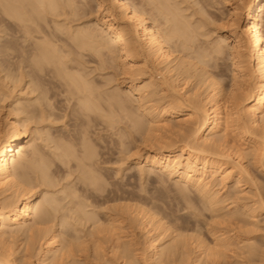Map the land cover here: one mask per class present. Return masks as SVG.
<instances>
[{"label": "bare ground", "instance_id": "bare-ground-1", "mask_svg": "<svg viewBox=\"0 0 264 264\" xmlns=\"http://www.w3.org/2000/svg\"><path fill=\"white\" fill-rule=\"evenodd\" d=\"M182 2H184V0H148V4L151 5L152 9L156 12V19L152 22L145 12L138 7L139 5L137 6L136 3L134 4L132 0H95L98 11L101 13L105 12L104 16H98L93 25H91L92 22L88 25L84 24L85 26L83 27H81V25H78L79 27L74 25L76 28L72 29L73 26H70L75 16H79L80 13H86V9H84L85 2L82 0L77 2L76 0H0V54L2 56L0 70L1 72L4 70L6 71L2 77L0 76V80L6 81V79H8L15 85L17 82L20 84V81H24V79L26 81L28 78L29 80L25 83H28V86H26L29 88L30 94L36 91L38 93L39 91L34 99L35 102L39 101L42 104L45 103L46 105L43 104L44 107L51 106L50 109H55V107H53L54 105H51L52 96L48 95L50 91L43 87V84L47 82L44 79V77H46L45 75H50L54 79H58L59 82L57 81V83L62 85L58 86L64 87L63 92L68 93L66 94L68 95V103H70V100L75 99L76 105L79 107L76 108L79 109V114L84 117V122L82 121V123L86 126V128L81 129L79 138H76V143L71 141L72 137L71 140L68 141L65 139H62L65 141H59V139L55 141L54 139L50 140L51 137L48 138V141H55V151L54 149L53 151H57L55 153V158L60 161V165L58 164L59 167L65 165L64 167L67 168V166L71 164V170L73 169L74 172H78L77 182L68 190L69 192L67 195V189H56L59 193L60 191H65L64 197L62 198L60 196L59 198L56 196V190H54L58 185L57 180L53 177L54 173L50 170L51 164L49 163V165L46 163L47 159L45 162L41 154L43 152L40 153L37 150L39 147L36 148V145L35 147L30 145L31 148H29V146H26V143H24V138L28 136L26 135V131L28 130L27 123L32 119L31 114H37L36 112L34 113L36 109H30V107H34L33 103L28 102V100L30 101L32 98H27V103H23L19 94L20 97L11 102L9 106L10 110L7 111V116L5 115L7 118H4L6 120L5 129L4 131L0 130V195H3L0 199V264H29L26 256L20 253L18 255L14 254L13 250L11 251L9 247H7L8 245H5L8 243L6 241V236L9 234L8 229H13V226L15 229H13L11 233L19 234L20 236L24 235V237H26L24 238L26 239V245L24 244L26 251L30 250V247L37 245L39 241L41 242L39 244L43 246V253L41 252V258H38L34 264H89L90 261H92V259L90 260L88 258L89 255L88 257L84 256L89 259V263L76 259L78 254H74V256L72 253V251L78 249L75 246L79 245L81 247V241H83L82 244L87 242L85 245H88V242L93 240L96 233L104 234L103 231L107 228L111 231V228H113L112 226L118 221L115 216H113V219L111 217L113 224L110 223L111 221H108L112 226L111 228L107 227V223L104 224L100 222V218L98 219V211H94V203L89 201L90 198L94 196V183H98L97 181H99V179L97 177L99 175L95 174L94 159L97 156L95 154L94 158V143L91 145L88 139L90 136L87 126H89V121L91 119L93 120L92 114H94V111L96 109L98 110L99 107L101 108V106L96 103L97 95L95 94L94 81L90 77V72L88 74L84 72L85 67L83 66L85 65H83L82 62L83 57L80 58V56H82L81 51H89L92 52V54L95 53L100 56H108L109 60L111 59L114 60L113 62H118V64H116L121 67L122 72L128 73V76L130 73L132 75V73L135 72L136 74L137 72H143V74L151 72V74L143 80L145 83L142 82L144 83L142 86L136 84L139 79L134 75L135 77L133 76V79L131 78V85L126 91L128 92L126 96L131 94L130 96L134 95L137 97L140 103L138 107L139 110H141L140 118L142 117V119L138 117L140 112L135 113L133 111L134 113H132V111H130V106L126 103L128 101L123 98V94L119 95L120 93L116 92V94L114 93L115 95H111L112 98L109 97L116 103L118 107L116 108L125 113L123 117H128L131 120L130 122L132 125L130 127H133L135 132L140 131L142 134L145 132L161 133V139L155 138L156 145L159 144V147H157V149H154L155 147L151 149L150 152L144 156L143 160L141 162L136 161L137 163L147 165L151 169H157L170 177H177L182 180L185 185L194 187L196 191H198L197 193L204 196L201 195L205 200L206 197H208L210 201L208 202L212 203V205H214L213 199L217 196L214 197L213 194H211V186L213 187V185H211L210 178L212 179L217 176L220 178L221 182L232 180V182H234L233 184L238 187L241 185L243 174H248L247 165H245L243 161L244 156L247 155L246 148H242L243 145L242 147L232 145L227 139V136H229L228 134H231L233 140L237 142L242 143V141L247 140L245 143L249 146V148H247L248 150L251 148L253 159L262 163L264 158V31L262 29L261 13L264 11V0H223L222 6H230L228 14H226L227 12L222 13L225 17L222 15L219 16L220 19L222 17L226 18L227 23L224 21L225 34L223 36L221 35V39H218L217 42L215 41L208 51L203 49L199 44V42L201 43L199 35L200 37L202 35V32H199V28H201L203 24L201 25V22L197 21L199 22L197 25L196 19L192 17L193 15L190 16V14H185L188 7L186 9L183 8L181 6L183 5ZM205 6H207V4ZM63 16L64 18H60ZM70 16L74 17L72 18L73 21H71ZM68 18L71 23H69L70 21H66ZM59 19L64 20L61 21ZM229 38L232 40V43L228 42ZM66 46L74 49L77 48L78 50L74 52V49H69L72 50L73 53L72 51H68L69 47L64 49ZM76 51H79L81 54L79 55ZM84 52L83 55H85ZM227 52L229 55L228 59L231 61L232 74H228L230 76L228 80V77H225L227 81L224 78L219 81L215 79L216 75H213V71H208L204 68V65L202 66L200 64H207L212 58L221 57L220 55L227 54ZM75 53H78L77 55L79 58H77L78 56L75 55ZM71 54H74L76 58H73ZM206 58L210 59L206 60ZM80 59H82V61ZM139 64H142V66L138 67ZM216 65H214V67ZM149 67L151 69L147 71ZM221 69L223 68L221 67L219 72H222ZM8 70L10 72H7ZM151 70L156 71L159 75L156 77L159 78L153 76ZM39 72L43 74L45 72L47 73L45 75L41 74L40 76ZM50 76L49 79L52 78ZM193 78L200 80L196 83L197 88L195 92H193L194 94H191V92H189L190 89L187 91L186 87L188 82ZM51 80L53 81V79ZM201 82L206 86L202 92L199 91L202 86L200 85L202 84ZM52 83V85H55L54 82ZM17 85H15V87ZM61 94L63 93L61 92ZM152 94L154 96L157 95V97L159 96V103L157 101L158 104H153V102L157 100L156 98V100L150 103L152 101L151 99L149 102L150 105L142 104L144 99L146 100L149 97L152 98ZM241 100L245 103H243L244 105L242 108L239 107L241 105ZM145 102H147V100ZM38 104H36V106ZM37 109L39 110V108ZM139 110L137 109L136 112ZM39 113H41L40 117L43 118L46 112L41 108ZM22 114L24 117L21 116ZM51 114L50 116L48 115L49 118ZM74 114L76 113L74 112ZM135 114H137V116ZM118 115L120 116V114ZM133 115L137 118H134ZM182 115L185 116V118H183L185 119L183 120L184 122L181 123V121L177 120L178 125L176 124V127L179 126L180 129L173 131V127L175 128V126L173 125L172 127L169 123ZM108 117L112 119V114L111 116L109 114ZM52 119L53 118H51V120ZM39 120L40 119H38V121ZM112 123H114V121H112ZM130 130L127 129V131ZM173 136L184 137V145L181 147H177L173 143L168 145L170 140H173ZM172 144L174 146H172ZM27 148L31 150L28 151ZM53 154L51 153V155ZM136 159H139V157ZM227 160L232 161V166L230 168L225 165ZM145 169H141L142 173ZM232 169L237 170L236 174L233 173L234 170ZM63 170L65 171V169ZM70 176H68V178H70ZM36 187L42 188L40 191L43 193V200L37 197L38 192H34ZM92 193L93 196L91 197ZM66 196L67 199L70 198L67 200L68 202L65 201L66 203L64 204L61 200H66ZM82 196L86 197H84L85 201H82ZM260 201V207L263 206L264 209V199ZM215 203L218 202L215 201ZM212 207L210 208L212 209ZM120 209L122 210V208ZM242 209L244 208H241L240 211ZM143 212L139 213V216L137 214V220L141 222L137 225L139 226V224H142V229H144V233L147 235L146 237H148L146 249L149 253L147 256L145 255V257L147 258L149 256L150 258L148 259H151L150 262L154 259V264H157V262L163 264L165 260L161 258L164 256L165 250L163 249L164 247L161 248L163 244L161 245L159 241V237L162 235L161 233H153L154 228L150 225L151 219ZM251 215L253 216V214ZM58 218L60 220V227L59 224H57V227H59V229L61 227L67 230L71 229L72 234L76 235L74 238L75 242L73 238H71L72 235H70L68 240L67 234L65 235L62 232L66 238L61 237V229L59 231L55 223L53 224ZM134 219L136 220L135 217ZM117 223L118 222H116V224ZM103 226L106 227V229H104ZM100 227H103V230ZM108 229L106 231L107 233L109 231ZM81 234H83V236H81ZM165 234L164 236H168ZM84 235L91 236L92 239L90 237L87 238V236L85 237V241ZM121 237L120 239H122ZM82 238L84 240H82ZM178 238L176 240H178ZM87 239L89 241H87ZM120 239H118V241H120ZM98 240H100L99 237ZM98 240H96V244L94 240L91 242L92 245H97V248L93 246L94 250H96L94 254L97 253V256L95 255L96 257H99L100 254L103 255V253L98 254L97 252L101 244ZM131 240L132 239L123 241V244L126 242L125 245L127 246L124 245V247L122 244V250L118 248L119 252L121 251L120 255L118 251L116 252L114 250L115 254L112 255V257L117 256L115 258L116 261L113 258L114 263L120 264L118 261L122 257L121 259H126V261H123L125 264H132L127 262L128 257H136L137 255L134 256L135 254L133 251L135 247H131L134 248L133 250L128 247ZM160 240L164 241L163 238H160ZM78 241L80 242L78 243ZM105 241L108 242L109 240ZM218 241L219 239H217L216 242L218 243ZM245 241H247L245 243L248 247L247 252H249L250 255L257 254L260 248H257L259 246L255 244V241L251 238H246ZM178 242L176 241L177 246H179ZM171 243L169 242L170 245H172ZM114 244L115 243H113L112 247H114ZM224 244H222V246H224ZM132 245H134V242ZM166 245H168L167 242ZM177 246L175 247L176 249ZM200 246H202L201 243ZM205 247L204 245V248ZM167 248L168 252L166 256L171 252L168 246ZM173 248L174 247H172V251ZM206 248L210 251L209 246ZM207 249L206 251H208ZM136 250L139 249L136 248ZM213 250L211 247V252ZM177 251L179 250L177 249ZM131 252H133V255ZM208 252L206 255H208ZM214 253L216 252L213 251L212 255H215ZM217 254H219V251ZM170 255L171 254H169L167 260L171 258ZM160 256L162 257L160 258ZM166 256H164L165 259ZM171 256H173V254ZM156 257H159L160 260L155 262ZM103 258V256L99 258V261H103L100 264H104L105 262L108 264V262L105 261L108 258H104L105 260ZM131 260L133 261L134 258H131ZM149 260L147 261L146 259L147 262H149ZM198 260L204 261L201 258L199 259V257ZM95 261V263H97V258H95ZM108 261L110 262L111 259H108ZM134 261L135 263L133 264L138 262L136 259Z\"/></svg>", "mask_w": 264, "mask_h": 264}, {"label": "rangeland", "instance_id": "rangeland-1", "mask_svg": "<svg viewBox=\"0 0 264 264\" xmlns=\"http://www.w3.org/2000/svg\"><path fill=\"white\" fill-rule=\"evenodd\" d=\"M77 1H80V0H76V2ZM82 1L85 2L84 9H86V13L85 14L80 13L79 16H77V17L75 16V18L73 16H70L71 21H73L72 18H74V21L72 23H71L69 18H68V20H66L67 22L70 21L69 23H71V26L70 25L69 26L70 27L73 26L72 29L76 28L74 25H77V26L81 25V27H83V26H85L84 24H87V25L91 24L90 22H92L91 25H93V24H95L94 22H96V18L98 16H104L105 12L101 13L98 11V7L96 6L95 0H82ZM132 1L134 2V4L136 3L137 6L139 5L138 7L143 12H145V14L150 18V20L152 22L155 21L156 12L154 9H152V6L148 4V0H137V1L132 0ZM201 1L200 0H197V1L196 0H189V1L184 0V2H182L183 5H181V6L185 9L188 7L185 11V14H187V15L190 14V16L193 15L192 17L196 19V22L199 21V22H201V25L202 24L204 25V26L202 25V27H201L202 30H201V28H199V32L201 31L202 33L201 32L200 33L203 35V36L201 35V37L199 35V40L201 41V43L199 42V44L201 47H203V49L208 51L211 48V46L215 43V41L217 42L218 39H221L220 36L221 35L223 36L225 34V32H224L225 26L224 25L226 22V18H224L225 16L222 13L227 12L226 14H228L230 6H222L223 0H203L202 3H201ZM141 2H143V3H141ZM195 3H197V4H195ZM206 4H207V6H205ZM141 5H142V7H141ZM213 12H214V14H213ZM211 13L213 14V16ZM215 15H217V16H215ZM220 15H222L224 17L221 16L222 18L220 19V17H219ZM261 15H262V24H263L262 29L264 31V11L261 13ZM60 18H64V16L60 17ZM59 20L63 21L64 19H59ZM199 22H197V25L199 24ZM204 34H206V35H204ZM231 39H232V37H231ZM231 39L229 38L228 42L232 43ZM202 41H203V43H202ZM68 47L69 46H66V48L64 47V49H67ZM69 49L73 50L74 48H72V47L68 48V51L71 52L72 50H69ZM75 50H78V49L75 48L73 51L75 52ZM65 51H67V50H65ZM76 52H78L79 55L81 54L79 51H76ZM81 52H82V54H81L82 56H80V58L83 57V61H82V59H80V60L83 62V65H85V66H83V67H85L84 68L85 70L84 69H82V70H84V72H86L87 74L90 72L89 73L90 77L94 81L95 94L97 95L96 103H98L101 106V108L99 107L98 110L96 109L94 111V114H92L93 120L91 119L89 121V126H87V128H89L88 130H89V136H90V137L88 136L89 137L88 139H89L91 145H93V143H94V145H93L94 146V158H95V154L97 156L94 159V169L96 171L95 174L99 175L97 177L99 179V181H97L98 183H94L95 185H94V191L93 192H94L95 197L93 196V193H92L91 197L92 196L93 197L90 198V200L88 198V200L91 201L92 203H94V207H95L94 211H96V210L98 211L97 217H98V219L99 218L101 219L100 222H102L104 224L107 223L108 225H106V226L111 228L112 225H110L108 223V221H111V217L113 219V216H115L117 219L116 218H114V219L118 220V221H116L118 223L116 224V222H115V225L112 226L113 228H111V231H113V232H111L107 228L109 230L108 233L106 232L107 229H106V227H104L105 226L104 225L103 227H104V229H106L103 231L104 234L100 233L101 234L100 235V234L96 233L95 237L93 238L94 243H95V242H97L96 240H98V237H99L100 240H98V241L101 244H100V247L98 245L99 251L97 250V252H98V254L103 253V255L100 254V256L98 255L99 257H96L97 253L94 254V252H96V250H94V247L97 248V245L95 246L96 243L95 244L93 243L94 245H92V243H91V242H93V240L91 241L92 237L88 236V235H87L88 236L87 237L84 235V238L90 237L91 242H88V245H85V243L87 244V242H84V244H82L83 241H81V239H80V241H81L80 245H81V247L82 246L83 247L81 248L79 245L75 246L79 249V251H78V249L77 250L75 249L74 251H72L73 255L78 254L76 256V259L87 261V263H89V259L90 260L92 259V261H90L91 264H97V263L100 264L103 261L102 260L99 261V258H101V256H103L105 259L106 258H108L109 260L111 259V261L109 262L108 259L105 260L103 258L105 261L108 262V264L109 263L111 264L113 258L115 260V258L117 257V256L112 257V255L115 254L114 252L115 251L119 252L118 248H121V250H122V247L125 245L126 242L123 244V241L132 239L131 243L129 242L130 244L129 243H127V244H129L128 247H130L131 250L134 249L131 247H135L133 252L135 254L134 256H136V255L137 256L136 257H132V256L128 257L127 262L133 264V263H135L134 260L136 259L139 262V263L137 262L138 264H150V263L154 264V259H153V261H152L153 263H152V262H150L151 259L150 260L148 259V258H150L149 256L147 258L145 257V255L147 256L149 253V251L146 249L148 237H146L147 235L144 233L145 232L144 229H142V226H141L142 224H139V226L137 225L138 223H141V222H139V220H137V217L139 216V213L144 211L151 219L152 223L150 222V225H151V227L153 226V228H154L153 233H155V234L161 233V235H162L159 237V241L161 242V245L163 244L161 246V248L164 247L163 248L165 250L164 256H166V253L168 252L167 246L169 247V251L171 250V252H172V253L171 252L168 253V255L166 256V259L164 256L163 257L160 256V258L162 257L161 259L165 260V262L163 264H192V263L193 264H202V262H203V264H264V209H263V206H261L262 208L260 207V203H259V202H261L260 201L261 199H264V197H263L264 196L263 195V193H264V167H263L264 166V164H263L264 158L262 160V163L259 162L258 160L253 159L252 150H251V148L248 150L247 148H249V146H248V144L245 143V142H247V140L242 141V143L237 142V141L233 140L231 134H228L229 136H227V139L231 142L232 145H234V146L236 145L239 147H242V145H243L242 148H246V153H247L246 156L247 157L244 156L243 161H244V164L247 165L246 167H247L248 174L247 173L243 174L244 176H242V180L240 183L241 185H239L238 187L235 186V184H233L234 182H232V180H229L227 182H221L220 178L217 176L213 177L212 179L210 178L211 185H213V187L211 186V189H212L211 194H213L214 197L215 196L218 197V198L215 197L213 199V201H214L213 203L215 206L212 205V203H209L210 201H209L208 197H206V200H205L203 198L204 196L200 193H197L198 191H196V189L194 187H192L190 185H185V183L182 180L178 179L177 177H175V176L170 177L169 175L162 173L157 169H151L147 165H142L141 163L140 164L137 163V162H141L143 160L144 156L148 152H150L151 149H153L154 147H155L154 149H157V147H159V144L156 145L155 138L161 139V133L160 132H158V133L153 132L155 135L157 133V135L155 136L153 133H146L145 132L146 134L145 133L142 134V133H140V131H137L139 133L135 132L133 127H130L132 125L130 122L131 120L125 115L124 116L127 117L129 120L127 118L123 117V114H125V113L121 112L120 109H117L118 107L116 106V103L114 102V100L110 99L109 97H111V95H113L114 93L116 94V92L120 93L119 95L123 94L122 95V96H124L123 98L126 99V101H128L126 103L129 104L128 106H130V109H131L130 111H132V113H134V112L139 113L140 112L138 114V117L140 118L141 110H139V108H138L140 103H139L137 97L134 95L130 96L131 94L130 95L128 94V96H126L128 93L126 91H127L128 87L131 85V78L134 75H136V78L139 79L136 84L142 86L145 83L143 80L146 79L148 77V75L151 74V72L145 73L146 75L143 74V72L142 73L137 72V74L135 72V73H132V75L130 73L128 76V73L122 72L121 67L119 65H117L118 62H113L114 60H111V59L109 60L108 56L107 57L106 56H100V55H97L95 53L92 54V52H89V51H85V52L81 51ZM83 52L85 55H83ZM78 53H75V55H77ZM71 55L73 56V58L75 57L74 54H71ZM220 56L221 57H218L220 59L214 58L216 60L218 59L219 61L218 60L216 61L213 58L210 61L209 60L210 58H206V60H209V62H207V64H200V65H202V66L204 65V68H206L208 71H213V75L214 76L216 75V78H215L216 80L220 81L223 78L225 79V77L226 78L228 77L227 78V80H228L230 78L229 75L232 74L231 73V69H232L231 61H230V59H228L229 58L228 52H227V54H223ZM77 58H79V56ZM138 60L141 61L140 59H138ZM1 62H2V56L0 54V65L2 64ZM215 62H217V63H215ZM216 64H218V65H216ZM214 65H216V66L214 67ZM139 66L141 67L142 64H139L138 67ZM83 67H81V68H83ZM221 67L223 68V69H221L222 72H219ZM148 69L150 70L151 68L150 67L147 68V71H149ZM151 71H152L153 76H155V77L159 76L156 71H153V70H151ZM5 72H6L5 70L3 72H1V70H0V76L2 77ZM7 72H10V71L8 70ZM39 73H40V76H41V74H43L41 72H39ZM46 73L47 72H45L43 75H45ZM45 76L47 77V78L44 77L45 81H47L46 82L47 84L44 83L46 85L43 84V87H45L46 89H49L50 92H48L49 93L48 95L53 97V98L51 97V101H52L51 105H54L53 107H55V109L53 107H52L53 109H50L51 106L50 107H47V106L44 107V105H46L45 103H43L44 104L43 105L39 101H38L39 104L37 101L35 102L34 99H35L36 95L39 93V91H38V93L36 91L35 93L33 92L30 94V92H29L30 90L27 87L28 83H25L26 81L29 80L28 78L26 81H25V79H24V81H20V84H19V82H17L18 85L15 84V85H17L16 87H15L14 83L8 79H6V81L0 80V130L4 131V129H5V124H6L5 121L6 120L4 118H7L6 117L7 111L10 110L9 106L11 105V102L13 100L18 99L20 96L22 98L23 103L24 102L27 103V100H28L27 98H32L34 100V102L32 99H31L32 101L28 100V102L33 103V106H34V107H30V109H32V110L36 109V110H34V113L36 112L38 115L33 114V113L31 114V116H32L31 120L32 121L34 120V121L32 122L31 120H29L27 123V126H28L27 129L28 130L26 131L27 132L26 135H28V136L24 138V143H26V146H29V148H31L30 145L31 146L33 145L34 147L36 145V148L39 147L37 150L40 153L43 152L41 154H42L43 158L45 159V162L47 159L46 163H48V164L50 163L52 165L51 166L49 164L50 170L54 173L53 177H54V179L57 180V185H58L56 188H54V190H56V189L60 190V188H61V190H62V188L67 189V191H66L67 192L66 195H67L69 192L68 190L71 189L72 185L74 186V184L77 182L76 179H77V173L78 172L77 171L74 172L73 169L71 170V168H70L71 164L68 165L70 168V173H69L68 166H67V168L64 167L65 165H61L59 167L60 161L55 158V153L57 151L54 152L55 151L54 142L57 141V139H59V141L62 139H65L68 141V140H71V137H72L71 141H74L76 143L77 142L76 138H79V133H80L81 129L86 128V126L82 123V121L84 120V117L79 114V111H78L79 109H77L79 107H78V105H76L75 99L70 100V103H68L69 102V100H67L68 95H66L68 93L63 92L64 87L63 88L60 87L62 85L57 83L58 79H56V78L54 79L50 75H45ZM49 76L52 78L49 79ZM156 78H159V77H156ZM51 79H53V81ZM199 80H197V78L191 79L187 84L186 90L188 91L190 89L189 92H191V94L193 92H195V90L197 88L196 83ZM50 81L54 82L55 85H52L53 84L52 82H51L52 84L49 83ZM142 82H144V83H142ZM201 83L202 84H200V85H202V86L199 90L200 92H202L206 88V86L203 85V82H201ZM58 85H60V86H58ZM95 86H96V88H95ZM55 87H56V89H55ZM99 89H101V90H99ZM61 92L63 94H61ZM27 93H29L30 95ZM19 94H20V96H19ZM57 95H58V97H57ZM131 97H133V98H131ZM158 97H157V95L156 96L153 95L152 98L149 97L146 99L147 102H145L146 100L144 99V101H142L143 103L142 102L141 103L146 104V105H150V103H152L153 100H156V98H157V100L154 101L153 104L154 103L158 104L159 103ZM4 98H5V100H4ZM151 99H152V101H151ZM157 101H158V103H157ZM243 103L244 102H242V100H241V103H240L241 105L239 107L242 108L243 105L245 104V103L244 104ZM36 104H38V105L36 106ZM131 105H133V106H131ZM37 108H39V110ZM41 108L44 112H46L44 114L45 116L43 118L40 117L41 113H39ZM44 108H46V109H44ZM137 109L139 111L136 112ZM50 110H52V111H50ZM73 111L76 114H74ZM52 112H54L55 114ZM47 113H49V114H47ZM50 114H51V117L49 118L48 115L50 116ZM109 114H110V116L112 114V117H111L112 119H110L108 117ZM118 114H120V116ZM33 115H35V116L37 115V116L35 117ZM135 115L137 116V114H135ZM21 116L24 117L23 114ZM114 116H116V117H114ZM45 118H47L48 120ZM51 118H53L52 120H54V121H52ZM76 118H77V120H76ZM134 118H137V117L134 116ZM179 118L176 120H173L172 122L169 123L172 127H173V125L175 126V128L173 127V131L180 129L179 126L176 127V124L178 125L177 120L181 121V123H183L184 122L183 120H185V119H183V118H185L184 115L180 116ZM38 119H40V120L38 121ZM106 119H107V121H106ZM140 119H142V117ZM103 121H104V123H103ZM110 121H111V123H110ZM112 121H114L115 124L112 123ZM121 125H122V127H121ZM92 126H93V128H92ZM105 126H107V127H105ZM124 126L128 130H130V129L131 130L127 131V129ZM131 133H133L134 135ZM152 135H154V136H152ZM74 136H76V137H74ZM93 136H95V137H93ZM173 137H174V138H172L173 140L172 141L170 140V143L168 145H171V143H173L177 147L178 146L181 147L182 145H184V139H183L184 137H182V136L181 137L180 136H176V137L173 136ZM48 138H50V140L54 139L55 141L54 140H53V142L48 141L49 140ZM65 140H62V141H65ZM173 144H172V146H174ZM53 149H54V151H53ZM27 150L30 151L31 149L27 148ZM51 153L52 154L54 153L53 154L54 156L51 155ZM134 153H136V154H134ZM47 156L50 158H48ZM137 157H139V159H136ZM56 160H58L59 162ZM95 160H97V161H95ZM229 161L227 160L225 165H226V167L230 168L232 166V164H231L232 161L231 160H229ZM54 164L57 166H55ZM53 165L55 168L53 167ZM63 169H65V171ZM98 169H99V171H98ZM141 169H145V171L143 170V173H142ZM232 170H234L233 173L236 174L237 170L236 169H232ZM71 171H73V172H71ZM70 174H71V176H70ZM68 176H70L71 179L68 178ZM212 180H213V183H212ZM71 183H73V184H71ZM96 184L97 185L99 184L100 186L99 185L97 186ZM232 185H234V186H232ZM36 188L34 189V192H38L37 197L42 198L43 193H41V191H40V190H42V188L41 187H36ZM57 190H56V192H57ZM0 192H1V188H0ZM62 192L63 191H60V193H59V191H58L56 193V196L59 198L61 196L63 198L65 191L63 193ZM2 196L0 195V199L2 198ZM213 196H212V198H213ZM84 197L85 196H82V198H83L82 201H85ZM69 198L67 199V196H66V200L65 199H64V201H63V199L62 200L60 199V200H61V202H64V204H65L66 203L65 201L69 200ZM216 198H217V200H216ZM102 199H104V200H102ZM42 200H43V198H42ZM80 200H81V196H80ZM185 201H187V202H185ZM215 201L218 203H215ZM216 204H217V206H216ZM210 205H212L216 209H214ZM119 206H120V208H122V210L119 208ZM107 207H108V209H107ZM127 207H129V208H127ZM142 207L145 209H143ZM210 207H212V209ZM117 208L119 209V211ZM241 208H244V209H242L240 211ZM213 209H214V211H213ZM115 210L118 212H116ZM253 210H255V211H253ZM137 214H138V216H137ZM251 214H253V216ZM241 215H243V216H241ZM250 215H251V217H250ZM134 217L136 218V220L134 219ZM54 223L56 225V228L59 231L61 229V237L66 238L65 235L67 234V239H68L70 237V235H72L71 238H73V240H74L76 235L72 234L71 229L67 230L65 228L63 229V227H61L59 229V227H60L59 218L56 219L53 222V224ZM102 223H101V226H102ZM110 223L113 224L112 221ZM57 224H59V227H57L58 226ZM103 227L102 228L100 227V228L103 230ZM114 228H115L116 232L114 231ZM163 228H164L165 232H164ZM13 229H15L14 226H13ZM13 229L12 228L8 229L9 234H7V236H6L7 237L6 241L8 243L6 242L7 244H5V245L6 246L8 245L7 247H9V249L11 251L13 250L14 254L18 255L20 253L21 255L26 256L29 264H34L35 261L38 260V258H41L42 253H43V246L41 244H39L41 242L39 241L37 245H35L34 247L33 246L30 247L29 248L30 250L26 251L25 250L26 239H24L26 237H24V235L20 236L19 234L11 233ZM110 233L114 236H112ZM83 234H81V236H83ZM164 234L168 235V236H164ZM178 234H179V236H178ZM117 235H118V237H117ZM120 237L122 239H120ZM101 238H102L103 242H102ZM112 238H113V240H112ZM160 238L161 239L163 238L164 241H161ZM177 238H178L179 242H178V240H176ZM246 238H251V239H253V241H255V244H257V246H259L257 248L258 249L260 248L258 250L260 255L258 254V252H257V254L255 253V255H250L249 252H247L248 247L245 245V243L247 242V241H245ZM118 239H120V241H118ZM217 239H219L218 243L216 242ZM82 240H84V239L82 238ZM105 240H109V241L106 242ZM110 240H111V242H110ZM226 240L229 244L226 242ZM80 241H78V243ZM85 241H86V238H85ZM87 241H89V240L87 239ZM132 241L134 242V245H132L133 244ZM176 241L178 242L179 246H177ZM42 242H43V240H42ZM74 242H75V240H74ZM118 242H121V243H118ZM166 242L168 245H166ZM169 242L170 243L173 242V243H171L172 245H170ZM113 243H115L114 247H112ZM200 243L202 244L203 247L200 246ZM122 244H123V246H122ZM222 244H224V246H222ZM39 245H41V246H39ZM102 245H103V247H102ZM175 245L177 246V249L179 251H177V249L175 248L176 247ZM204 245L206 247L209 246L210 251L206 247L204 248ZM22 246H23V248H22ZM86 246H88V247H86ZM125 246H127V245H125ZM172 247H174L173 248L174 252L172 251ZM211 247H212V250L216 248L215 250H213L214 252H216V253H214L215 255H212L213 251L211 252ZM219 247H221V248H219ZM31 248H32V250H31ZM136 248L139 250H136ZM206 249L209 252L206 251ZM81 250H82V252H81ZM260 250H261V252H260ZM146 251H147V253H146ZM218 251H219V254H217ZM120 252H119V255H120ZM133 252H131L132 255H133ZM176 252H177V254L179 252V254L177 255ZM207 252H208V255H206ZM210 252H211V254H210ZM169 254H171V255L173 254V256L170 255L171 258H169L167 260ZM88 255H89V257H88ZM216 255H217V258H216ZM78 256H80V257H78ZM84 256H87L89 259L87 257L85 258ZM94 257L97 258V263H95L96 261H95ZM198 257H199V259L201 258L204 261L198 260ZM131 258H134V260L132 261ZM140 258L143 260H141ZM145 258L147 259V261L149 260V262H147ZM160 258L156 257L155 262L160 260ZM120 259L118 261V258H117L118 263L120 262V264L121 263L125 264L123 261H126V259H124V260L123 259L120 260ZM139 259H140V261H139ZM195 259H196V262H195ZM213 259H214V261H213ZM114 260H113L112 264H117L116 262L114 263ZM142 262H144V263H142ZM104 264H107V263L105 262ZM157 264H162V263L157 262Z\"/></svg>", "mask_w": 264, "mask_h": 264}]
</instances>
